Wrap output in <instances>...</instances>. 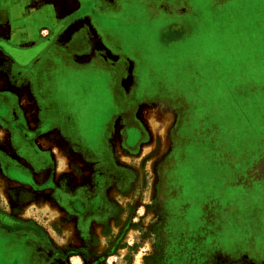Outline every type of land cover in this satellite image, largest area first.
Here are the masks:
<instances>
[{"label": "rangeland", "instance_id": "374dc122", "mask_svg": "<svg viewBox=\"0 0 264 264\" xmlns=\"http://www.w3.org/2000/svg\"><path fill=\"white\" fill-rule=\"evenodd\" d=\"M0 46V210L52 264H264V0H0Z\"/></svg>", "mask_w": 264, "mask_h": 264}, {"label": "flooded vegetation", "instance_id": "af4514ba", "mask_svg": "<svg viewBox=\"0 0 264 264\" xmlns=\"http://www.w3.org/2000/svg\"><path fill=\"white\" fill-rule=\"evenodd\" d=\"M1 46L2 52L20 66H24L26 61L19 60ZM14 51L21 57L29 53V50L15 49ZM97 126L99 134L101 122H98ZM19 130L28 143L36 141L39 136L35 132ZM27 223L15 215L0 210V264H52L37 245V241H41V231Z\"/></svg>", "mask_w": 264, "mask_h": 264}, {"label": "bare ground", "instance_id": "6f19581e", "mask_svg": "<svg viewBox=\"0 0 264 264\" xmlns=\"http://www.w3.org/2000/svg\"><path fill=\"white\" fill-rule=\"evenodd\" d=\"M69 31H70V29H66V31H65V33H64V34H65L64 37L67 36V35L69 34ZM21 43L24 44V42H21Z\"/></svg>", "mask_w": 264, "mask_h": 264}]
</instances>
